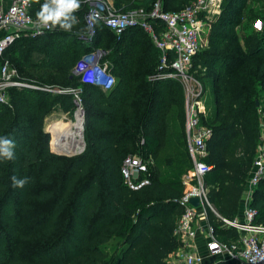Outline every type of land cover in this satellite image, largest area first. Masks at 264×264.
Masks as SVG:
<instances>
[{
  "label": "trees",
  "instance_id": "trees-1",
  "mask_svg": "<svg viewBox=\"0 0 264 264\" xmlns=\"http://www.w3.org/2000/svg\"><path fill=\"white\" fill-rule=\"evenodd\" d=\"M112 1L116 12L148 10L156 0ZM190 1L159 0L163 11ZM44 2L31 0L32 18ZM222 4L207 22L206 43L192 56L190 72L207 92L198 115L210 130L203 158L210 166L203 175L212 208L204 206L206 220L214 236L228 242L237 233L223 220L237 214L259 144L254 100L264 110V27L240 39L232 29L244 0ZM79 5L70 31L57 25L38 36L20 35L1 56L31 87L8 88V104L0 105V138L13 142V158L0 157V264H166L181 245L174 233L182 213L178 200L188 190L183 177L192 167L180 82L149 80L158 50L139 27L115 35L95 19L87 36V6L84 0ZM149 22L162 29L160 21ZM97 49L114 78L107 89L81 83L73 72L80 55ZM74 98L84 111L85 149L65 157L48 150L43 124L55 108L69 112ZM161 150L166 154L158 160ZM127 156L150 162H142L138 178L147 183L136 189L121 174ZM13 177L25 180L23 187L14 186ZM250 205L255 221L264 223V178Z\"/></svg>",
  "mask_w": 264,
  "mask_h": 264
},
{
  "label": "built area",
  "instance_id": "built-area-1",
  "mask_svg": "<svg viewBox=\"0 0 264 264\" xmlns=\"http://www.w3.org/2000/svg\"><path fill=\"white\" fill-rule=\"evenodd\" d=\"M30 2L0 0V105L8 104V88L29 87L18 78L15 68L1 58L3 51L20 35L33 37L50 30L38 26L36 19L29 15ZM84 2L87 6L84 14L87 36L92 34L95 19L101 20L115 35L126 27L141 28L158 50V63L149 80L176 79L183 86L185 140L193 171L189 170L183 177V184L188 186V190L178 200L182 213L174 233L181 245L168 255L166 264H206V259L209 260L208 264L219 260H233L235 264H264V223L255 221L257 211L250 205L253 190L264 178V158L260 150L257 149L243 187L240 215L231 221L223 220L236 231L237 238L222 242L214 236L207 220L203 227L197 223L199 216L205 218L204 206L211 208L203 186V175L210 169L203 161L206 155L205 140L210 130L198 121V115L203 113L198 107L201 88L188 70L192 56L200 48L202 28L218 12L220 0H191L177 11H163L159 0H156L148 10L139 7L116 12L109 10L103 0ZM149 20L160 21L162 29L156 31ZM101 54L100 50L83 54L75 62L73 72L81 83L107 89L114 78L107 64L100 63ZM144 170L145 165L135 156H127L122 161L121 174L131 189L147 183L145 179L138 178V172ZM192 196L198 198L197 207H192L187 201ZM198 233L205 238L203 253L198 252L193 242Z\"/></svg>",
  "mask_w": 264,
  "mask_h": 264
},
{
  "label": "rangeland",
  "instance_id": "rangeland-1",
  "mask_svg": "<svg viewBox=\"0 0 264 264\" xmlns=\"http://www.w3.org/2000/svg\"><path fill=\"white\" fill-rule=\"evenodd\" d=\"M223 0H220V5L218 8V12L213 15L212 18H210L208 21L210 22L215 16L219 15L221 10H222V4ZM264 27V0H244V4H243V9L241 11V13L237 15V17L234 18V24H233V32L236 35H239L240 39H244L247 38V36L250 39L251 33L254 32L259 33L262 31ZM207 28L208 25L207 23L203 26L202 28V32L200 35V47L201 44L204 45L206 43V32H207ZM251 35V36H250ZM103 55V52L101 54V56ZM100 56V58H101ZM188 73L191 75L190 69L188 70ZM170 79V78H169ZM25 83V82H22ZM27 84V83H25ZM29 87H31V85L27 84ZM33 85V84H32ZM181 85V84H180ZM32 87H38V86H32ZM40 88V87H39ZM182 91H183V86L181 85ZM201 88V86H200ZM207 92H203L202 90L200 91V95H199V99H198V107L199 110H201L203 113L205 111V107H206V100H207ZM183 98H184V92H183ZM74 101H76L78 104L79 102L74 98ZM73 101V107L69 112L63 113L61 110H59L58 108L53 109L50 114L45 118L44 120V124H43V131L44 133L47 134L48 137V141H47V146H48V150L51 153L57 154L55 152H53L52 148V144L54 143V141L56 140V144L54 147V151H56V146H57V138H56V133L57 131L60 130V126L67 124V122L69 121L70 123L75 124L76 119L75 118V110H76V105ZM261 102V101H260ZM255 106H256V113H257V121H258V134H259V144L261 146H263L261 148V146L258 144V151L260 150L263 158H264V110H263V105L262 102L258 103L256 100H254ZM79 107L81 108V105L79 104ZM183 110H185L183 108ZM185 114V112H184ZM80 116L82 118V125H81V135H82V143L83 146H78L79 148V152H76L75 154H71V155H63V154H57L60 156H65V157H72V156H76L81 154L84 149H85V140H84V111L81 108L80 111ZM79 118V117H78ZM58 121V122H57ZM72 121V122H71ZM61 123V124H60ZM58 125V126H57ZM52 129V130H51ZM57 130V131H56ZM51 134L53 136V140L50 143L51 140ZM257 151V152H258ZM166 154L165 150H161L158 152L157 154V159L159 160V158H161L163 155ZM140 158V157H139ZM141 162H145L148 163V159L146 158H140ZM150 164V162L148 163ZM142 173V174H141ZM140 174L143 175V171L142 172H138V177H140ZM225 226L229 227L227 224H225Z\"/></svg>",
  "mask_w": 264,
  "mask_h": 264
},
{
  "label": "clouds",
  "instance_id": "clouds-1",
  "mask_svg": "<svg viewBox=\"0 0 264 264\" xmlns=\"http://www.w3.org/2000/svg\"><path fill=\"white\" fill-rule=\"evenodd\" d=\"M80 7L79 0H45L40 11L36 14V23L40 27L59 28L70 31L77 22L73 13ZM13 142L7 138H0V157L12 159ZM13 179L14 186L23 187L25 180Z\"/></svg>",
  "mask_w": 264,
  "mask_h": 264
},
{
  "label": "bare ground",
  "instance_id": "bare-ground-1",
  "mask_svg": "<svg viewBox=\"0 0 264 264\" xmlns=\"http://www.w3.org/2000/svg\"><path fill=\"white\" fill-rule=\"evenodd\" d=\"M74 116L75 118H77L75 124L70 123L68 121L67 124L60 126L59 131L56 130L57 131L55 132L57 138L56 152H61L63 149H71L74 147L79 148L78 147L80 146L79 142L81 141L82 119L80 115L75 114Z\"/></svg>",
  "mask_w": 264,
  "mask_h": 264
},
{
  "label": "crops",
  "instance_id": "crops-1",
  "mask_svg": "<svg viewBox=\"0 0 264 264\" xmlns=\"http://www.w3.org/2000/svg\"><path fill=\"white\" fill-rule=\"evenodd\" d=\"M104 1V3H105V5H106V7L109 9V10H111V11H115L116 9L114 8V3H113V1L112 0H103ZM98 50V49H97ZM94 51V50H93ZM81 56V55H80ZM100 87V86H99ZM102 88V87H101ZM102 89H104V88H102ZM241 203H240V206H239V208H238V211H237V214H236V216L235 217H238L239 215H240V213H241ZM197 223L201 226V227H203L205 224H206V215H205V218H203V216H199V218H198V220H197ZM204 240H205V238H204V235L202 234V233H198V234H196V236H195V238H194V240H193V242H194V244H195V246H196V248H197V250H198V252H200V253H203L204 252V250H203V246H204ZM204 262L206 263V264H208L209 263V260L208 259H206V260H204Z\"/></svg>",
  "mask_w": 264,
  "mask_h": 264
},
{
  "label": "water",
  "instance_id": "water-1",
  "mask_svg": "<svg viewBox=\"0 0 264 264\" xmlns=\"http://www.w3.org/2000/svg\"><path fill=\"white\" fill-rule=\"evenodd\" d=\"M74 103L76 105V110L74 113L77 115H80L81 108L79 107V104L76 101H74ZM81 139H82V135H81ZM79 144L81 146H83L82 140L79 142ZM53 152H55L57 154L71 155V154H75L76 152H79V149L77 147L76 148L74 147L71 149H63L61 152H56L53 150ZM192 171H193V169H190V172H192ZM187 201L192 207H197L199 204L198 198L196 196H192V197L188 198Z\"/></svg>",
  "mask_w": 264,
  "mask_h": 264
}]
</instances>
